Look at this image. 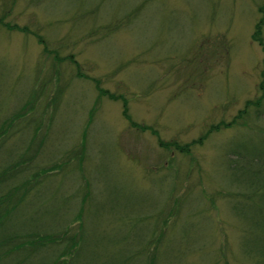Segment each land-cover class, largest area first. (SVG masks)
Segmentation results:
<instances>
[{
	"label": "rangeland",
	"instance_id": "374dc122",
	"mask_svg": "<svg viewBox=\"0 0 264 264\" xmlns=\"http://www.w3.org/2000/svg\"><path fill=\"white\" fill-rule=\"evenodd\" d=\"M2 1L1 22L40 36L56 59L45 56L31 34L0 28V119L22 107L33 90H43L48 102L60 88L53 124L44 121L41 128L45 147L36 165L60 160L86 133L80 169L92 183L95 214L86 224L88 246L120 244L128 233L127 247L137 249L133 239L147 235L146 223L132 230L125 220L141 212L145 220L161 222L160 230L162 220L167 227L176 224L162 264H263L257 256L264 251V214L255 211L257 199L222 197L225 190L243 193L263 182L264 174L231 173L226 162L241 146L264 152V134L255 133L263 123L249 117L243 126L251 132L241 124L211 132L186 154L161 149L157 138L178 144L197 140L260 94L264 51L250 37L263 20L264 46V8L259 14L264 0L151 1L130 25L123 23L110 35H103L102 26L121 24L124 14L139 11L142 0ZM62 57L76 60L81 75L100 81L102 90L127 99L132 122L150 127L157 137L130 128L119 100H99L94 86L76 79L68 62L59 64ZM40 95L37 100L44 98ZM39 110L40 104L32 115ZM68 169L74 173L52 184L59 185L55 201L77 187L70 180L80 176Z\"/></svg>",
	"mask_w": 264,
	"mask_h": 264
},
{
	"label": "trees",
	"instance_id": "16d2710c",
	"mask_svg": "<svg viewBox=\"0 0 264 264\" xmlns=\"http://www.w3.org/2000/svg\"><path fill=\"white\" fill-rule=\"evenodd\" d=\"M10 1L9 4L11 5L15 1L17 2V0ZM151 1L154 2L156 0H142L138 8L139 11L124 14L121 24L112 23L105 27L102 26L103 29L101 31L103 35H110L113 32L121 30L123 23L127 24V26L130 25L131 20L136 18V15L139 16L141 10L145 8L144 5ZM2 2L6 4L5 0ZM263 8L264 6L259 9V14L263 13ZM262 23L263 20L256 23L254 28L255 33L251 35L250 40L254 43L257 42L262 51H264L263 41L260 38ZM0 28L5 32L19 31L25 35L31 34L41 45L43 54L47 57H51L52 55L54 60L56 59L55 52L49 50L42 38L33 32L29 31V33L25 28L17 27L9 22L4 23L1 20ZM57 61L59 64L63 61L68 62L69 66L73 67L75 71L74 76L76 79L84 78L89 81L97 91L96 94L99 100L104 97L109 100H119L123 110L122 117L128 121L130 128L138 129L141 133L148 131L151 135L157 137V133L153 129H150V127H140L137 123L132 122L127 113L128 109H126L127 99L115 94H109L108 90L100 88V81L95 78H86L83 74L81 75V70L76 60L72 57H62ZM263 74H260V94L255 99L245 102V106L228 123L220 121L217 125H210L209 129L199 136V139L190 140L186 144H178L172 141L162 142L160 138H157L159 139L157 144L163 150L186 154L207 139L211 132L215 133L221 128L226 130L233 126L236 127L238 126L237 124H241V127H244V120H248L249 117L259 123H263L259 131L255 133L264 134V119L262 118L264 116ZM42 93H44L43 90H33L28 100H24L22 107L16 112L14 111L0 119V264H162L163 258L161 259V255H163L164 250V255L168 254L166 249L171 244L167 239V235L169 237L174 232L173 229L176 224L168 225V227L170 226V230H168L166 221L162 220L163 228L160 230L161 222L159 223L158 220L154 221V219L150 222L148 218L145 220L144 215H142L145 213L141 212L137 213L135 217L133 216L131 219L125 220L126 223L131 224L130 229L132 230L134 229V225L137 224L138 226L146 223L144 228L147 229V235L145 234L142 239L139 236L133 239V245L137 243V249L134 250L132 248L130 251L129 248L131 246L127 247L126 243L131 241L127 238L128 233L124 235L120 244L117 242L112 243L113 245L117 244V248L113 247L112 244H109L110 247L107 244H101V248L95 250L88 246L86 233L88 225L86 224L91 215L90 213H92L91 206L93 205L94 194L91 191L92 183H90L89 179H84L83 170L80 169L81 162L85 157L84 151H86L87 142H85L84 137L86 133L82 134V144L70 149L71 151L68 150L67 154L63 153L60 160L47 162L42 167L36 165L37 158L42 157L45 147L44 136L46 134L40 133L41 128L44 126V121H48V124L52 123L53 114H55L54 106L62 94L60 88L54 89L52 97L49 98L48 102H45V93ZM37 95H40L41 98L44 96V98L37 100ZM38 104H40L39 112L32 115ZM50 106H52V109H50ZM39 117L41 118L39 119ZM90 119L91 117H89ZM88 123L91 124L92 122L89 121ZM247 131L251 132V129ZM9 143L10 145L7 146ZM10 146L15 147L13 150L7 151V147ZM242 147L226 155L228 171L231 173L233 171L243 172L245 175L252 177L263 175L264 152L252 151V153H249ZM229 156H231V159H228ZM74 160H76V166L73 164ZM69 167H72L75 173L78 172L77 174L80 176L78 178L83 181V185L78 186V178L74 174V178L69 180L72 185L78 188L73 187L72 191H68L65 194L66 197L64 199L55 201L54 197L57 193L56 185L58 183L54 184L55 186L52 184L55 183L58 176L63 177L74 173L70 172ZM223 191L221 194H223ZM224 192L228 195L223 194L222 197L227 200L237 197L240 198L238 199L240 201L248 202L256 198L260 209L255 211L258 214H264V178L261 184H253L249 185L248 188H244L243 193L241 191L232 193L226 190ZM53 202L60 203L55 208H52L50 203L52 204ZM92 214L94 218L95 214ZM232 215L237 216L236 214ZM125 226L127 228L128 224ZM126 232H129V230ZM226 250L229 251L227 248ZM87 251H89V254H86ZM262 253L264 251L258 253L259 262L264 259L263 256L261 257ZM226 256L223 254L224 258Z\"/></svg>",
	"mask_w": 264,
	"mask_h": 264
}]
</instances>
